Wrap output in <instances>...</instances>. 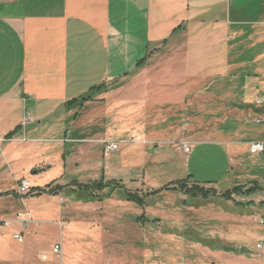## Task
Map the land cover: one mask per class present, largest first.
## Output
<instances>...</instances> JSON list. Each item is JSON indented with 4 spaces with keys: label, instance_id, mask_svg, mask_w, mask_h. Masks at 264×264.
<instances>
[{
    "label": "crops",
    "instance_id": "obj_1",
    "mask_svg": "<svg viewBox=\"0 0 264 264\" xmlns=\"http://www.w3.org/2000/svg\"><path fill=\"white\" fill-rule=\"evenodd\" d=\"M261 62L264 0H0V199L17 194L22 178L30 179L33 189H42L69 177L72 184L60 185L61 193L68 190L75 197L82 193L73 191L74 183L110 180L112 169L103 168L102 141L120 143L111 156L117 162L122 160V147L134 150L131 144L159 149L175 143L181 157H191L190 163L198 150L205 156L214 152L206 161L215 164L218 175L208 174L200 182L190 163H181L174 177L169 167H157L155 174L145 169L143 181L128 178L123 186L130 182L136 190L145 185L157 191L189 179V187L197 183L216 192L196 198L220 199L230 209L227 215L236 220L240 215L232 206L246 210L256 205L249 197L264 189L256 172L264 167V155L249 151L252 143L264 142ZM120 81L134 87L123 86L119 101L110 100L118 92L104 90L83 106L69 104L94 87ZM145 87L152 89L151 100ZM100 105L121 115L114 133L106 130L109 121L100 118L104 135L96 139L93 110ZM26 111L36 119L30 127L22 126ZM66 124L70 128L59 131ZM171 136L178 140L167 138ZM58 143L64 147L65 171L50 184L43 178L52 169L49 163L16 168L24 159L43 157L45 147ZM182 143L191 145L188 156ZM37 166L41 171L32 174ZM9 177L12 190L5 186ZM225 184L227 190L222 188ZM239 186L242 189L229 199L221 197ZM4 223L0 219V264H24L28 249L20 245L11 252L6 237L16 240L20 234L23 242L16 240L18 244L32 242L29 224L20 219L9 221L8 227ZM234 235L220 241L228 245L237 241L238 233Z\"/></svg>",
    "mask_w": 264,
    "mask_h": 264
},
{
    "label": "rangeland",
    "instance_id": "obj_2",
    "mask_svg": "<svg viewBox=\"0 0 264 264\" xmlns=\"http://www.w3.org/2000/svg\"><path fill=\"white\" fill-rule=\"evenodd\" d=\"M263 64L264 62H261L259 66ZM126 84H133L134 87V83L130 81L115 82L104 86L105 93L107 90L118 92L117 95L112 94L110 100L119 101L123 99V92L120 91H123ZM146 89L145 87L143 92L149 95L148 100H151L153 94L149 91L152 89ZM136 95L137 93H134L132 97L136 99ZM93 112L98 119L97 127L92 131L94 138L99 139L104 135V124L103 121L99 122L100 118L109 121L110 125H105L106 130L112 133L117 130L118 124L115 122L121 115L118 110L100 105ZM69 128L68 124L59 126V131L64 133ZM56 131L53 130L55 133ZM49 135L51 132H48ZM115 138L121 140L122 135L116 133ZM167 138L178 140L177 136ZM102 142L104 144L107 140ZM42 146L39 145L40 148H43ZM131 147H134V150L121 148L120 162L112 157L106 159L102 156L104 170L112 169L110 176L116 178L114 180L110 177L106 182L114 180L123 185V180L128 178L143 181V170L155 174L157 167L172 168L174 177L180 172L181 163L188 164L191 159L181 157L175 143L161 145L159 149L134 144H131ZM45 148L46 155L24 159L16 163V168H27L34 162L49 163L52 169L43 178L45 184H50L64 174V147L58 143L55 147L50 144ZM205 155V152L198 150L195 160H191L189 164L190 169L197 172L195 180L200 182L207 178L204 176L208 174L218 175L215 164L206 161V157L213 158L214 152ZM40 167H35L32 174H38ZM256 172L263 181L264 167L257 168ZM164 181L163 184L168 183V180ZM53 182L54 185L70 186L72 179L68 177L64 182ZM31 183L33 184L32 181ZM226 185L222 187L224 190H227ZM5 186L12 190L13 179L7 178ZM124 187L131 188L126 191L138 193L142 197L149 193L145 185H139L140 190H136L135 184L130 182ZM97 195L102 196L104 201H84L78 196L75 197L74 193H68V190L67 193L62 192L59 195L44 194L39 197L34 192L23 197L16 193L11 195L12 197L3 195L0 199L1 220L9 222L20 219L18 215L24 214L25 218L31 221L28 230L31 231L32 242L18 244L12 235L6 237L11 252L20 245L25 246L28 251L24 264H264V253L256 247L257 243L264 241V225L259 222L264 189L262 194L257 190L255 194L250 195L249 199L256 200V205L250 204L246 210L232 206L234 213L240 215L234 221L227 215L230 209L226 208V204L220 199L206 202L201 198L185 196V193L178 191H162L150 195L144 208L126 201L121 189H107ZM221 213L224 214L223 221L220 219ZM143 215L144 217L140 218ZM236 233L237 241H230L228 245L220 241L222 236H236ZM56 247H60L58 252ZM217 252L225 255H217Z\"/></svg>",
    "mask_w": 264,
    "mask_h": 264
},
{
    "label": "trees",
    "instance_id": "obj_3",
    "mask_svg": "<svg viewBox=\"0 0 264 264\" xmlns=\"http://www.w3.org/2000/svg\"><path fill=\"white\" fill-rule=\"evenodd\" d=\"M104 92V86L94 87L89 91V93L79 99L73 100L69 104H78L79 106H83L86 102L94 101L97 96H99L101 93ZM64 187L60 185H54V183L46 186L43 189H32L33 191H36L38 196H42L44 194L46 195H59ZM73 191L79 192V194L82 193V195H79L80 199L86 200V201H97V202H103L104 199L102 196H98L97 194L103 193L106 189H112L114 191L121 189L124 193V199L128 202L134 203L140 207L146 206V199L150 195L157 194L162 191H180L181 193H185L192 197H202L207 198L210 195H216V192L213 190H205V188L201 187L197 183H192L191 187H189V179L186 181H179L177 183H174L172 185H169L167 187H164L161 190L157 191H149L145 196H140L138 193H132L130 191H126L125 187L123 185H120V183L112 180V181H105V178H102L98 181H95L88 185H81L74 183L73 185ZM242 187H236L224 194L221 195L222 198L229 199L233 194L238 193L239 190H241ZM252 190H255V188L248 190L247 192H250ZM72 192H70L71 194ZM141 216L140 218H143Z\"/></svg>",
    "mask_w": 264,
    "mask_h": 264
},
{
    "label": "built area",
    "instance_id": "obj_4",
    "mask_svg": "<svg viewBox=\"0 0 264 264\" xmlns=\"http://www.w3.org/2000/svg\"><path fill=\"white\" fill-rule=\"evenodd\" d=\"M257 103H261L260 100H257ZM36 123V119L33 116V114L30 111L25 112V116L22 122L23 127H30L33 124ZM105 148H104V157L110 158L115 152L119 151L120 149V143L119 142H114V141H107L104 143ZM181 148L183 153L188 156L191 153V145L189 143H182ZM250 153L253 155H264V142H254L250 145L249 149ZM33 185L30 180L28 179H21L18 183L17 187V195L20 197L26 196L29 193L32 192ZM261 207H262V215L259 217V222L260 224L264 225V196L262 198L261 202ZM18 217L20 220L25 223V224H30L31 221H28L25 217L26 215L24 214H19ZM9 222L4 223V227H8ZM14 238L18 240L19 242H23V237L18 234L15 235ZM257 249L260 251L264 250V242H261L257 245ZM60 250V247H56V252Z\"/></svg>",
    "mask_w": 264,
    "mask_h": 264
}]
</instances>
